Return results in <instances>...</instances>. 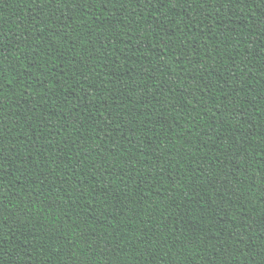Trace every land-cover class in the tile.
<instances>
[{"label":"trees","instance_id":"1","mask_svg":"<svg viewBox=\"0 0 264 264\" xmlns=\"http://www.w3.org/2000/svg\"><path fill=\"white\" fill-rule=\"evenodd\" d=\"M0 65V264H264V0H0Z\"/></svg>","mask_w":264,"mask_h":264},{"label":"snow or ice","instance_id":"2","mask_svg":"<svg viewBox=\"0 0 264 264\" xmlns=\"http://www.w3.org/2000/svg\"><path fill=\"white\" fill-rule=\"evenodd\" d=\"M2 70H3L2 65H0V71H2ZM89 247H91V245H89Z\"/></svg>","mask_w":264,"mask_h":264}]
</instances>
